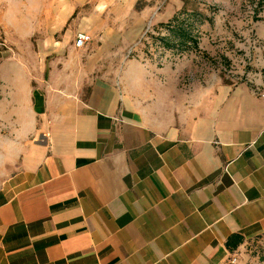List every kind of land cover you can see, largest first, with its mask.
<instances>
[{
	"label": "crops",
	"instance_id": "0c3cea01",
	"mask_svg": "<svg viewBox=\"0 0 264 264\" xmlns=\"http://www.w3.org/2000/svg\"><path fill=\"white\" fill-rule=\"evenodd\" d=\"M158 1L58 0L8 36L0 264H228L264 234V81L134 53Z\"/></svg>",
	"mask_w": 264,
	"mask_h": 264
},
{
	"label": "rangeland",
	"instance_id": "374dc122",
	"mask_svg": "<svg viewBox=\"0 0 264 264\" xmlns=\"http://www.w3.org/2000/svg\"><path fill=\"white\" fill-rule=\"evenodd\" d=\"M57 1L0 0V50L13 45L8 36L20 28L33 29L35 14L47 16ZM151 8L141 39L131 44L142 49L134 53L179 65L188 87L209 73L230 81H264V0H159ZM176 16L192 23L199 48L169 49L162 44L159 37L170 33L168 24ZM229 260L264 264V234L245 240Z\"/></svg>",
	"mask_w": 264,
	"mask_h": 264
},
{
	"label": "trees",
	"instance_id": "16d2710c",
	"mask_svg": "<svg viewBox=\"0 0 264 264\" xmlns=\"http://www.w3.org/2000/svg\"><path fill=\"white\" fill-rule=\"evenodd\" d=\"M190 14L187 15L189 17ZM179 21L176 25L174 22ZM188 19H180L176 16L173 21L168 24L170 28V33L168 35H163L159 37L162 44L166 48L174 49L179 48L183 50H188L191 48H199V39L193 33L192 23H187ZM245 242V237L241 234H233L229 237L227 241V247L231 252L236 251Z\"/></svg>",
	"mask_w": 264,
	"mask_h": 264
},
{
	"label": "built area",
	"instance_id": "2783aa9c",
	"mask_svg": "<svg viewBox=\"0 0 264 264\" xmlns=\"http://www.w3.org/2000/svg\"><path fill=\"white\" fill-rule=\"evenodd\" d=\"M91 40H92V36L90 34L86 32H80L76 36L75 45L81 48L84 45H86L88 42H90ZM256 91L262 98H264V82L262 84L256 85ZM233 261H236V258H234Z\"/></svg>",
	"mask_w": 264,
	"mask_h": 264
}]
</instances>
